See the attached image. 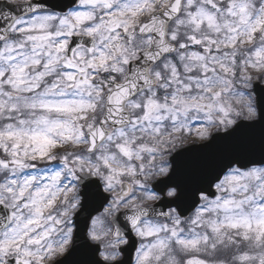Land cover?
<instances>
[{
	"label": "snow or ice",
	"instance_id": "6c2138e0",
	"mask_svg": "<svg viewBox=\"0 0 264 264\" xmlns=\"http://www.w3.org/2000/svg\"><path fill=\"white\" fill-rule=\"evenodd\" d=\"M0 264H264V0H0Z\"/></svg>",
	"mask_w": 264,
	"mask_h": 264
}]
</instances>
